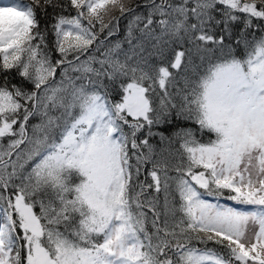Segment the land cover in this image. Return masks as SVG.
<instances>
[{
	"label": "snow or ice",
	"instance_id": "6c2138e0",
	"mask_svg": "<svg viewBox=\"0 0 264 264\" xmlns=\"http://www.w3.org/2000/svg\"><path fill=\"white\" fill-rule=\"evenodd\" d=\"M0 264H264V0H0Z\"/></svg>",
	"mask_w": 264,
	"mask_h": 264
},
{
	"label": "rangeland",
	"instance_id": "374dc122",
	"mask_svg": "<svg viewBox=\"0 0 264 264\" xmlns=\"http://www.w3.org/2000/svg\"><path fill=\"white\" fill-rule=\"evenodd\" d=\"M222 203H232V202H230V201H221Z\"/></svg>",
	"mask_w": 264,
	"mask_h": 264
},
{
	"label": "trees",
	"instance_id": "16d2710c",
	"mask_svg": "<svg viewBox=\"0 0 264 264\" xmlns=\"http://www.w3.org/2000/svg\"><path fill=\"white\" fill-rule=\"evenodd\" d=\"M207 138V137H206ZM143 178V177H142Z\"/></svg>",
	"mask_w": 264,
	"mask_h": 264
}]
</instances>
